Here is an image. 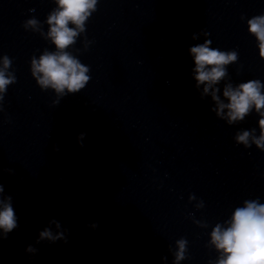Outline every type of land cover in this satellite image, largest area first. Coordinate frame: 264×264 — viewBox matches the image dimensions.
I'll list each match as a JSON object with an SVG mask.
<instances>
[{"label": "clouds", "instance_id": "obj_1", "mask_svg": "<svg viewBox=\"0 0 264 264\" xmlns=\"http://www.w3.org/2000/svg\"><path fill=\"white\" fill-rule=\"evenodd\" d=\"M100 0H54L56 5L47 15L44 23L48 30H42V23L35 17L27 19L22 27L27 31L40 34L42 38L54 45L55 50L44 49L37 58L32 56L30 61V71L32 77L41 91L51 90L56 99L53 105H58L61 98L75 95L81 92L91 81L90 67L81 62L77 55H74L70 48H73L82 34L86 33L87 22L98 9ZM35 12V9H29ZM244 16H241V20ZM248 33L255 37L258 53L261 60H264V14L255 15L247 19ZM207 32L194 33L193 40H197ZM92 41L85 36L84 51H87ZM212 41L206 39L203 43L196 44L189 48L194 68L192 69L195 87L199 90L203 86L200 98L211 97L215 107L211 111L216 117L225 120L228 125L240 123L249 116L253 110L258 114L259 135L256 129L238 131L234 140L236 144L250 148L253 144L257 149L264 151V82L259 79H250L233 86L231 82L225 84L223 97L221 99L220 89L215 87L223 80L229 79L228 66L237 63L239 53L236 50L222 51L219 48L211 47ZM79 53L81 50L76 49ZM0 112L3 111V100L8 87L17 82L14 72L9 71L12 66V59L3 55L0 56ZM84 133L78 136V141H82ZM83 147V144H81ZM59 151L58 147L54 148ZM9 171H11L9 169ZM5 188L0 183V241L6 239L8 235L19 226L18 217L13 206V197L4 195ZM197 200L194 194L189 195V202ZM204 202L200 200L196 204L197 209H202ZM193 222L201 228H207L204 221L195 220ZM51 225H55L57 231L54 233ZM90 227L98 228L97 222H93ZM65 231L61 228L59 221L52 219L49 226L39 231L36 243L43 241L55 243L63 240L67 243ZM210 240L207 247L214 248L218 256L215 260H210L209 264H264V203L259 199L245 200L243 206L236 207L229 219L223 223H216L210 232ZM176 251L173 253V264H180L188 259V240L184 237L175 241ZM171 250V247L169 248ZM25 251L34 256L38 249L33 245H28ZM167 260V257H162Z\"/></svg>", "mask_w": 264, "mask_h": 264}]
</instances>
